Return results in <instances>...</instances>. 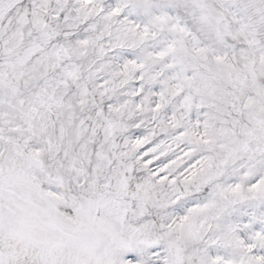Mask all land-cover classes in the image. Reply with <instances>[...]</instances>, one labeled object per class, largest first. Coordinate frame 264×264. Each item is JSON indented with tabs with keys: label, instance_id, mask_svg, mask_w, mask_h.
Wrapping results in <instances>:
<instances>
[{
	"label": "snow or ice",
	"instance_id": "6c2138e0",
	"mask_svg": "<svg viewBox=\"0 0 264 264\" xmlns=\"http://www.w3.org/2000/svg\"><path fill=\"white\" fill-rule=\"evenodd\" d=\"M0 264H264V0H0Z\"/></svg>",
	"mask_w": 264,
	"mask_h": 264
}]
</instances>
